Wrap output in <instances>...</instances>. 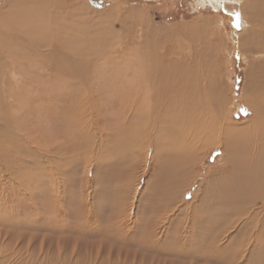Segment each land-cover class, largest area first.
Wrapping results in <instances>:
<instances>
[{
	"label": "rangeland",
	"instance_id": "1",
	"mask_svg": "<svg viewBox=\"0 0 264 264\" xmlns=\"http://www.w3.org/2000/svg\"><path fill=\"white\" fill-rule=\"evenodd\" d=\"M2 1L4 0H0L1 9ZM91 1L98 2L99 0H52L57 6L64 8L62 12L67 17L62 20L64 24L60 27L50 26L47 29L49 34L45 46L37 44L35 46L37 54H32L31 61L27 60L25 64L21 62L20 68L24 67L27 71L28 79L24 77L14 83V88L9 87L8 90L5 87L3 89L5 96L13 95L10 101L6 100V105L11 107L18 102L17 107L13 108L14 113L10 112L6 121H9L11 116H15L9 130L16 133L15 137L21 138L15 144H19V148H24V151L22 150L23 158H18L16 164L12 163L16 167L24 168L22 172L25 176L15 175L14 177L13 175L14 178H12L13 166L4 164L0 166L6 176H4L3 184H0V189L5 191L4 195L7 197L5 199L2 193L0 204L8 209V211L4 208L0 210V264H240L245 253L249 258L253 250L264 249V236H258V238L248 234L246 236L244 233L238 234L233 229L223 235L226 239L218 236L220 237L218 246L225 243L230 245L228 253L218 255L217 258L207 260L205 263L206 259H203L205 253L202 252L203 255L201 253L197 259L193 257L196 260H191L190 258L196 251L185 245L184 250L183 244L189 243L192 238H200L202 244L206 243L211 247L215 237L206 232L210 225L206 228L208 224L205 223L209 219L205 217L215 207L214 195L217 191L214 187L218 183L210 181L208 185H205L204 181H207L214 171L223 166L222 148L211 146L200 153H194V159L190 164L195 166L194 169L189 170L187 175L185 174L182 185H174L167 191L171 183L170 175L175 173L170 169L168 158L155 160L158 161L155 171L153 167L148 166L149 160L146 165L149 169L143 170L144 162L141 157L138 158L141 162L133 168L134 160L140 151L136 142L140 144L142 141L132 139L127 129L128 106H130L128 105L130 104L128 103V76L131 68L129 66L135 65L139 68L138 71L145 73L138 75L139 72H136V75L140 76L138 77L139 82L145 81L148 85L141 86L144 87L142 91L145 89L154 93L153 96L149 94L150 92L143 91V99L140 98L142 102H146L142 104L147 109L144 111L149 112L152 110L153 103L148 101L155 100L157 97L156 90L151 89V91L149 86V81L151 82V78L156 76L157 72L154 64L152 65L154 60L160 57L162 59L167 49L170 50V54L166 55L168 59L174 57L178 59L181 55L193 58L194 51L197 50L195 46L197 44L189 48L185 42H181L186 40L184 37L174 38L162 32L165 29L174 30L191 25L200 20H209L213 25L215 23L216 35L214 36L220 37L222 41L215 55L216 58L218 56L220 65H223L219 81L222 80L227 89V93L224 94L227 103L224 109L225 122L233 126L246 125L253 118V114L242 101L246 76L253 62L264 59V55H260L261 57L257 59L250 58L236 45L235 39L244 35L250 26L242 22V19L227 9L225 3L222 2L215 6L209 0H103L102 8H97L90 3ZM255 1L247 0L249 3ZM50 14H53V10ZM127 14L135 15L136 19H133V16L130 19L122 17ZM103 16L106 18L104 19ZM145 22L153 26L151 29L158 31L155 38L148 40L151 42L143 40L147 36L144 32L147 29ZM59 38L63 40V44L61 43L63 52L58 55L83 61L82 65L74 60V65L71 64L72 68L66 61L67 70L72 71L65 75L61 70L56 71L54 67L51 68L52 63L44 62L47 59L56 62L58 59L60 64L64 63L63 58L59 59L53 55L48 58L50 55L48 51H51ZM163 46L165 49L162 50ZM158 49L161 50H159L160 53ZM4 62L6 63L3 64L5 68L18 65L10 59L3 60ZM82 67H85L86 71ZM150 68L154 74L147 73L151 70ZM31 69L35 72L37 70V74ZM19 75L22 76L21 72L18 73ZM78 76L80 79H77ZM144 92L153 98H144L146 96ZM55 100H57L56 103ZM29 105L34 109L33 112L27 114ZM89 106L92 110H88ZM16 113L20 114L16 115ZM81 113L86 118L83 115L81 117L79 115ZM27 115L31 118L29 124L25 121ZM18 121L20 124L17 123ZM0 128L2 130L0 137L4 140V136L9 139L13 137L11 134L6 135L8 129L1 126V121ZM81 132L82 135H80ZM2 138L0 151H6L10 147ZM130 144L132 147L129 148ZM31 150L35 152V157L30 155ZM140 152H142L141 155L146 154V146ZM130 153L134 154L130 155ZM166 153L170 155V152ZM0 159L3 158L0 156ZM39 160L44 162L40 163ZM31 180H34L33 183L36 184L33 185ZM19 185L20 189L24 190L23 193H31V207L17 208L16 204H12L14 199L19 197H16L17 191L21 193L18 189ZM6 186L8 189L5 188ZM169 192L175 196L174 199L171 198L175 202L169 198ZM253 192H256L259 197L256 200L258 206L264 204L262 202L264 189H255ZM246 196L245 193L241 195V197ZM20 203L23 202L20 201ZM8 204L13 205L12 209L8 207ZM132 204L140 207L138 215L135 214L136 217L133 214L135 207ZM261 207L264 209V205ZM26 211L30 212L25 214ZM132 217L137 220L136 226L135 223L132 224ZM168 217L170 221L172 219L169 228L170 235L164 245L161 243L159 246L160 253L156 255L143 252L141 239L137 237L152 236L145 234L144 230L149 223H161L160 226L164 229L165 219ZM259 217L262 218L257 219V228H261L264 222V217ZM228 219L224 221V218L216 217L211 221L212 223L224 221L227 226L231 222V219ZM139 223H141L140 226ZM255 224L256 222L252 225L253 227L251 226L252 229H248L249 233L255 229ZM180 227L182 232L186 229V236L184 234L185 237L178 236L181 240L177 245L173 239L176 236V228ZM191 231L195 236H191L190 240L187 234ZM251 240L252 245L248 246L249 252H245L248 247H242L241 243L245 244ZM181 247L184 251H181ZM171 249L175 250V253L172 252L174 256L168 255ZM204 249L205 247L202 251ZM243 264H248V262ZM254 264H264V250L257 253Z\"/></svg>",
	"mask_w": 264,
	"mask_h": 264
},
{
	"label": "bare ground",
	"instance_id": "2",
	"mask_svg": "<svg viewBox=\"0 0 264 264\" xmlns=\"http://www.w3.org/2000/svg\"><path fill=\"white\" fill-rule=\"evenodd\" d=\"M209 1L213 2L214 5L215 4L219 5L220 2L225 3V6L227 9L236 13L238 15V17L240 19H242V22H245L248 26H250V29L247 30V32L244 35L235 39L236 45L241 49V51L244 54H247V56L250 58L252 57V58H256V59L260 58L261 57L260 55H264V0H256L253 3H249V2H247V0H209ZM2 3H3V5L1 6L2 9L0 8V119H1L0 121H1V126L8 129V132L6 133V135L9 136V134H11V135H13V137L9 139L8 137L4 136L5 140L2 137H0V140L2 138L6 144L8 143V146L10 147V149H8L6 151H0V156L3 158V159H0L1 160L0 166L3 164L13 166L12 178H14L15 175H18V176L24 175L25 176V174L22 172V170L24 168L21 169L20 167L15 166L16 161H18V158H23L22 152L24 151V148L20 149L21 147L19 148V146H18L19 144L18 145L15 144L18 141H20L21 138L15 137L16 133L11 132L9 130L12 126L11 124L14 121L15 116H11L10 120L6 121L7 115L13 111V108L17 107L18 102L15 103V105H13L11 107H10V105H6L5 102L10 101L11 98H13V95L10 94L11 96L10 95L5 96L6 94H5V92H3V89L5 87H7L8 90H9V87L14 88V85H15L14 83H16L20 79H24V77H25V79H28L27 78V71L24 69V67L20 68L21 62H23V64H25L27 62V60H29V62L31 61L32 54H37L35 46H37V44H42V46H45L46 40L48 38L47 35L49 34V31L47 29L50 26L60 27V25H63L64 21H62V20L66 17V14L62 12L64 8L57 6L54 2H52V0H4V2L2 1ZM52 10H53V14H50V12ZM64 12H65V10H64ZM48 13H49V15H48ZM50 16H51V18H50ZM77 16H79V15H77ZM134 16L135 15H133V14H127V15H124L122 17L127 18V19H130L132 17L133 19H136ZM105 18L106 17H104V19ZM50 20H51V22H50ZM146 21H147V19H146ZM240 22H241V20H240ZM75 23H78V22H75ZM148 24H149V22H145V27L147 29H146V31L144 30V32L148 36V37L145 36L146 39L143 38V40H145V41H148L150 39L155 38L156 34L158 33L157 29H155V30L151 29L152 25L150 26ZM214 25H215V23H214ZM214 25L209 20H200L198 22L192 23L191 25L180 27V28H177L174 30L165 29L164 32L161 31L162 33L169 34V36H172L174 38L175 37L176 38L177 37L178 38L184 37L186 40L185 41L180 40V41L185 42L189 46V48L192 45L197 44V45H195V46H197V50H196V52L194 51L193 58L192 57L189 58L188 56L181 55L180 58H178V59H174L176 57H174L173 59H170V58L168 59V56H166V55L170 54L169 53L170 50L167 49L166 55H163L164 57L162 59L159 56L160 58H157L156 60H154L152 65L154 64L153 66L157 69V72L155 74L156 76L151 78V82L149 81V83H150L149 86H150V90L151 89L156 90L157 97L155 100L154 99H151L150 101L147 100L149 103L150 102L153 103V105L151 106L152 110H150L149 112L144 111L146 108H144V106L142 104H144L146 102H142L140 99V98L143 99V95H144V94H142L143 91L150 92L149 90H145V89L142 91V89L144 87L142 88L141 86H143V85L148 86L147 82H145V81L139 82L140 78H138V77H140V76H138V75L142 74L143 71H140V70L138 71L139 68H136L135 65L129 66L131 68H130V72H129L130 75L128 76V103H130V104H128V105H130V106H128L129 107V110H128L129 121H128V127H127L128 133H130V136L132 137V139L135 138L136 140L142 141V143H140V144H138V142H136L138 145L137 148L139 149V147H140V151H143L145 149V146L147 148L146 154L141 155L142 152L139 151L138 157L137 158L134 157L135 162H134L133 168H135L136 165L141 162L138 160L139 157H141L143 159V162H144V163L142 162L144 164L143 170L149 169V168H146V165H147L148 160H149L151 163L149 162L148 166H151L150 168L153 167L152 169L154 171H155V169H157L156 164L158 163V161H155V160H158L159 158L164 159V157L168 158L167 159L169 162L168 164H170V166L172 167V168L170 167V169L172 171H175L174 174L170 175V180H171V183L173 185L170 183L169 189L168 190L166 189L167 191H169L172 188V186H174V185H180V184L182 185L183 179L185 180V176L187 175L188 171L189 170L192 171L194 169L195 166L190 165L192 163L191 161L194 159V153H196V152L200 153V151L202 152L203 150H206L207 148H209L211 146H219L222 148L223 166L221 168H219L218 170L214 171L212 176H209L207 178V181H204L205 185L206 184L208 185V182H210V181H212V182L216 181L218 183L215 185L216 187H214L215 191H217V194L214 195L215 207H214V209L212 208V210H210L209 214H206V217H205L206 219H209L205 223V224H208L206 226V228H208V226L210 225L209 229H207L206 232L210 235L215 236L213 238V243H211V247H209L206 245V243L202 244V242L199 240L200 238L199 239L192 238V240H191V236H195L192 234V231H191V232H188V234H187V236H190L188 238L191 241L189 243L183 244L184 250H185V248H184V245H185L187 248L191 247V249H194L196 251V253L194 252L195 254L193 253L192 258H190L191 260L193 259V257H196V259H197V256L199 254H201L202 252H204L205 254H204L203 259H206L205 263L207 262V260L217 258L218 255H221V254L224 255L229 250L230 245L228 243H225V244L219 245V246L217 245V243H219L218 241L220 238L218 236H223L229 230L231 231L234 229L238 234L244 233V234H246V236L249 235L251 237L257 236V238H258V236H262V237L264 236V222H262L263 224H262L261 228H257V219L262 218L259 216L264 217V209L262 208L263 206L261 207V205H264V204L260 203L261 205L258 206L256 200H258L259 197L256 194V192H253V190H255V189L256 190H260L262 188L264 189V59H260V60L255 61L251 64L250 69H249L247 76H246V85H245V88L243 91V99H242L243 104L245 105V107L248 110L251 111V113L253 114V118L244 126H233V125L227 124L225 122V118H224V109H225V106L227 104L226 99H225L226 95L224 96V94L227 93V89L224 86L223 81L221 79L220 80L222 82L219 81V78L222 76L221 69H222L223 65L222 66L220 65V61L218 60V56L216 58V55H215V51L217 48H219L222 41H221L220 37L214 36V35H216ZM152 28H153V26H152ZM60 34H61V32H60ZM62 41L63 40L61 38L57 39L56 45L53 46L51 51H48V54H50L48 56V58H50L51 55H53L54 57H58L59 59L63 58V59H65V61H63L64 63L60 64L58 59H56V62H53L52 60H48V59L44 60V62L50 63V64L52 63L51 68L54 67V69L56 71L61 70L63 72V75H65L67 72L71 73V71H72V70L71 71L67 70L66 61L70 63V67H71L72 63L74 65V62H73L74 60L78 61V63H80V64L83 61L80 59H77V58H70V57L65 56V55H63V56L58 55V54H61V52H63L62 46H61L63 44ZM148 42H151V41H148ZM157 45H159V44L157 43ZM76 46H75V48H76ZM155 46H156V44H155ZM38 47H40V46H38ZM139 47L141 48V46H139ZM156 47H158V46H156ZM153 48L156 49L155 47H153ZM163 49H165L164 46L162 47V50ZM159 50L160 49H158V52L160 53L161 50L160 51ZM97 55H99V54H97ZM146 55H148V54H146ZM152 55H154V53H152ZM154 57H156V56L154 55ZM7 59L15 61L18 64L17 67L10 65L12 63L11 62L9 64L10 66L5 68L4 67L5 65L3 66V64H6V63L5 62L3 63V60H7ZM43 59H45V58H43ZM151 59H154V58H151ZM151 59H150V62H152ZM148 63H149V61H148ZM82 65H83V63H82ZM41 67L43 68V65ZM146 68L147 67H145V69ZM155 68H154V70H155ZM46 69L47 68L45 67V70ZM82 69L85 70V67H82ZM150 69L152 70V68H150ZM76 70H77V68H76ZM79 70H80V68H79ZM151 70L150 71L148 70V72L147 71L146 72L147 73L150 72V73L154 74V71L152 70L153 71L152 72ZM31 71L35 72V70H32V69H31ZM19 72H21L22 76H20V75L18 76ZM136 72H139L138 75H136ZM35 73L37 74V70ZM99 73H100V70H99ZM85 74H87V73L85 72ZM96 74H98V73H96ZM143 74H145V73L143 72ZM28 75H30V74H28ZM149 76H150V74H149ZM45 78H47V77H45ZM77 79H80V77ZM20 87H22V86H20ZM146 88H148V87H146ZM54 89H55V87H54ZM147 92L146 93L144 92L146 95V96H144V98L145 97H148V98L152 97L150 95L154 94V93L150 92L149 93L150 95H149ZM60 94H58V95H60ZM93 95H94V93H93ZM147 95H149V96H147ZM163 95H164V97H163ZM61 98H63V97H61ZM92 99H93V97H92ZM87 100H90V99H87ZM56 101L57 100H55V103H56ZM148 102H147V105L149 104ZM64 104L65 103H63V105ZM88 104H89V101H88ZM148 106H150V105H148ZM90 108L91 107L89 106L88 110ZM33 109L34 108L29 105L28 110H27L28 111L27 114H30L31 112H33ZM70 109L72 110V108H70ZM90 110H92V109H90ZM22 112H24V111H22ZM12 113H14V112H12ZM17 114H20V113H16V115ZM79 115L81 117L84 116L83 113H81ZM27 116L28 117L25 121L27 122V124H29V122L31 121V118L29 117V115H27ZM71 117H73V115ZM84 118H86V117L84 116ZM91 118L92 117L90 116V119ZM96 119H98V118H96ZM80 121H78V122L80 123ZM97 121L98 120H96L94 122H97ZM17 123L20 124L19 121ZM92 124H93V122H92ZM92 126H94V125H92ZM86 127H88V126H86ZM81 128H83V127H81ZM88 128H90V127H88ZM88 128H87V130H88ZM132 128H133V130H131ZM91 130H92V128H91ZM0 131H1L0 132V136H1L2 135L1 128H0ZM98 131L100 133V130H98ZM26 135H28V134H26ZM34 135H36V134H34ZM80 135H82V132ZM62 136H63V134H62ZM160 136H162V137L160 138ZM29 137H30V135H29ZM29 137H27V138H29ZM33 139H31V140H33ZM61 139H62V137H61ZM34 140H36V139H34ZM62 142H63V140H62ZM32 143H34V141ZM130 147H132V145L129 146V148ZM131 150L133 151V149H131ZM27 151H25V152H27ZM166 152H170V155H169L170 157L168 156V154ZM9 153H11L13 155H11ZM60 153H62V151ZM131 154H134V153H130V155ZM30 155L35 157V152L31 150ZM130 155H129V157H130ZM97 157H99V156L97 155ZM154 161H155V163H154ZM12 162H15V164H13ZM39 162H40V160H39ZM42 162H44V161H42ZM42 162H40V163H42ZM44 169H42V170H44ZM50 169H48V170H50ZM131 170H132V168H131ZM28 174H30V173L28 172ZM13 175H14V177H13ZM4 176L5 175L3 174V169H0V184H3ZM16 178H18V177H16ZM31 182L33 183L34 180H31ZM31 182H29V184ZM35 184L36 183H33V185H35ZM26 185H27V183H26ZM16 187H17V185H16ZM180 187H182V186H180ZM5 188L8 189L7 186ZM212 188H213V186H212ZM18 189H20V185H19ZM20 190H21V193L19 192V190L16 193V197L17 196H19V197H17V198L13 197V198H15L14 199L15 201H13L12 204L13 205L16 204L17 208H19L20 206L31 207L32 206L31 193L30 192L29 193H23L24 190H22V189H20ZM173 190H174V187H173ZM32 191H33V186H32ZM4 192L5 191L3 189H0V198H1V195L3 193L2 196H4V198L7 199V197L4 195ZM15 192H16V190H15ZM171 192H174V191L171 190ZM252 192L254 193V195L252 194ZM258 192H260V191H258ZM243 193L247 194V196L241 197V195ZM169 194H170L169 195L170 199L175 198V196L171 195L170 192H169ZM263 195H264V193H263ZM20 197H21V199H20ZM180 199H182V198H180ZM20 201L23 203H20ZM173 201L174 200H172V202ZM262 202H264V200ZM13 205H11V206L9 205L8 207H10V209H12ZM132 205L135 207V211L134 212L132 211L134 216H135V214L138 215L140 207H136L135 204H132ZM3 208H4V205L1 206V204H0V210L1 211ZM4 209H5V211H8V209H6V208H4ZM89 210H90V208H89ZM28 212H30V211H28ZM28 212L26 211L25 214ZM179 212L181 213V211H179ZM23 214H24V212H23ZM135 217H132L131 221H132V224L135 223V226H136L137 220ZM178 217H180V216H178ZM216 217H222V218H224V221L226 220V218L227 219L230 218L231 222L227 226L225 225L224 221H220V220H219L220 222H218V223H214V222L212 223L211 219L216 218ZM88 218H89V216L87 217V219ZM227 221L229 222V219ZM255 222H256L255 229H253V231L251 233H249L248 229H252L251 226ZM171 223H172V219L170 221V219L168 217L165 219V228L164 229H162V227L160 226L161 223H159V224L149 223L148 224V226L144 229L145 234L148 233L149 235H152V236L145 235L143 237H141V236L137 237V238L141 239V242H142L141 247H144L143 252L150 253V254H156V255L160 253L159 246H161V243L164 245V242L167 241V239L170 235V229L169 228L171 227ZM140 224L141 223H139V226H140ZM181 227L176 228V231H175L176 236L173 239L175 244H177V245L180 244L179 241L181 240V239L179 240L178 236H180V238H181V235H183V234L186 236V229H185V231L182 232ZM133 229L135 230V228H133ZM139 229H141V228H139ZM133 232H135V231H133ZM196 232H197V230H196ZM158 235H161V236H158ZM165 236H167L166 239H164L162 241V239ZM131 237H130V240H131ZM134 238H136V236ZM223 238H224V236H223ZM224 239H226V238H224ZM253 239L255 240L256 237ZM220 240H222V239H220ZM251 242H252V240L250 242L247 241V243H245V244L241 243V245H242V247L243 246L251 247V245H252ZM204 247H205V249L202 251V248H204ZM249 247L245 250V252H249L248 251ZM180 249H181V251L183 250L182 247ZM260 250L262 251L264 249L261 248ZM260 250H258V249L253 250L252 255L249 258H247L248 254L245 253L244 258L240 264H243L245 262H248V264H254L256 257H257V253ZM172 252L175 253V250L174 249L169 250L168 255L174 256V253H172ZM202 255H203V253H202ZM196 259H193V261ZM230 263H232V262H230Z\"/></svg>",
	"mask_w": 264,
	"mask_h": 264
},
{
	"label": "water",
	"instance_id": "3",
	"mask_svg": "<svg viewBox=\"0 0 264 264\" xmlns=\"http://www.w3.org/2000/svg\"><path fill=\"white\" fill-rule=\"evenodd\" d=\"M92 5H94L97 8H102L103 0H99L98 2H90Z\"/></svg>",
	"mask_w": 264,
	"mask_h": 264
}]
</instances>
